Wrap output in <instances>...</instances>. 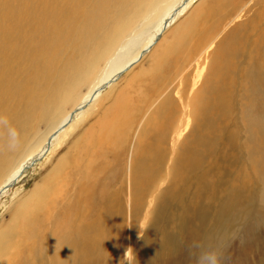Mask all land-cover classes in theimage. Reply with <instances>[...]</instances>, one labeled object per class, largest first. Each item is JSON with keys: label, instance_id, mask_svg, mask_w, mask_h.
<instances>
[{"label": "bare ground", "instance_id": "1", "mask_svg": "<svg viewBox=\"0 0 264 264\" xmlns=\"http://www.w3.org/2000/svg\"><path fill=\"white\" fill-rule=\"evenodd\" d=\"M151 1L95 0L91 5L92 0H0V121L6 123L0 129V167L33 126L67 98L69 102L84 77L106 60L87 91L74 94L72 109L60 111L56 127L37 143L35 154L6 172L0 195L47 151L58 129L80 116L83 105L97 100L108 83L147 52L191 0L172 1L150 27L120 41L115 49L106 48L124 29L123 22H132V11ZM217 1L223 10L232 8L228 17L227 10L222 13L228 21L257 3L258 9L227 34L208 64L202 55L213 39L205 43V38L218 25L203 27L222 10L195 13L175 30L173 39L151 55V66L141 75L147 92L130 82L81 133L71 153L53 168L52 177L13 211L6 229L0 230V256L13 248L9 253L15 254L7 257L14 259L0 264H102L119 253L132 264H175L186 245L189 256L182 261L193 264L191 252L205 247L220 217L241 208L264 172V130L250 127L240 148L234 129L239 131L237 120L245 111H264V0ZM82 6L89 9L76 31L75 14ZM69 36L74 41L65 54L62 46ZM61 52L66 56H60V67L55 61ZM20 61L24 66L17 70ZM191 73L196 76L189 89ZM174 92L176 99L170 95ZM11 99L20 106L13 117ZM131 135L135 143L127 166L133 175L129 232L134 234L137 224L142 227L135 233L140 240L135 255L130 251L135 241L122 253L124 242L117 239L125 225L120 158ZM242 149L253 184L239 174L244 168L238 157ZM143 211L145 218H139Z\"/></svg>", "mask_w": 264, "mask_h": 264}, {"label": "rangeland", "instance_id": "2", "mask_svg": "<svg viewBox=\"0 0 264 264\" xmlns=\"http://www.w3.org/2000/svg\"><path fill=\"white\" fill-rule=\"evenodd\" d=\"M172 1L174 2V0H152L150 3H148V5L146 2H144L143 3L144 5L141 4L139 6L141 8L137 7L138 11H136L137 8H135L132 11V13L129 15L133 23L131 21L128 24L126 22H123V26L126 27V28L124 27L125 30L123 29L119 33L117 38L115 35L113 37L114 41L108 44L106 48L109 49V47H112L113 45L115 49L116 48L115 45H118L120 41L126 40L134 35L136 36V34L150 27L153 23H155L158 20V16L162 15L164 8L167 5L171 4ZM94 2L95 0H92L91 5ZM188 2L189 0L187 1V3ZM249 3L250 2H247L246 5H248ZM85 4L87 5V3ZM91 5L89 6L90 8H91ZM218 5H219L218 1L216 2V0H191L186 5L185 10H183V12L177 18H175V20L171 22V24L164 31L158 34L157 39L154 42V44L147 50V52L139 60H137V62L133 63L125 71H122L121 73H119V75L114 80L108 83L109 85L107 84L105 88H103L100 91L99 96L97 97V100H93L83 105L82 108L80 109L81 111L80 110L78 111L80 116H78L79 115L78 114L77 115L78 117L76 116L77 118H75L76 120L74 119L70 121L68 124H65L61 130L58 129V131H56V134L54 135L55 137L52 139L51 143L49 142V147L47 148V151L42 156L34 160L31 165H28V167L24 169L21 172V174L18 175L16 180L12 184H10V186H8L5 189V191H3V193L0 195V230L4 231L6 229V227L8 226L10 222V216L12 215L16 207L20 205L21 203L25 202L26 200H28L33 195L36 188L42 184V181L44 179L52 177L53 174H51V172L53 168L56 166V164L61 159L65 158L69 153H71L70 149L79 140L81 133L84 130H86L88 126L94 123V121L104 112V109L113 102V99L116 97V95L120 91H125L126 89H128L127 87L132 84V86L136 85V87L138 88L141 87L144 91L147 92V88L145 87L143 83H141L142 82L141 80L144 78V76H141V75L144 72L145 73L143 75H145L147 71L149 70L148 68H150L151 62H152V60L150 61L149 59L151 55L155 51H157L161 46L166 45L173 39L175 30H179L182 27V24L184 25L188 21V19L192 18L196 14H200V13L203 14V12L205 13L209 11V9H211L212 11L219 10L220 7ZM89 7L82 6L81 8H79L78 13L76 12L75 14L76 23L78 24L76 31L79 28V25L81 23H84L82 20L87 17L86 14L88 11L87 9H89ZM85 9H86V12L84 11ZM256 9H258V3L255 5V7L249 9L250 11L248 10L242 13L238 19L234 20V16H233L232 20L228 21V18L225 20V18L222 17L223 14L226 13V10H227V15H226L227 17L229 13L232 14L233 10L228 5V7L225 8L224 10L220 8V10H222L218 12V14H221L220 17L214 16L210 19L211 20L210 22H207V24H205L203 28L208 27L209 30L211 29V26H213L214 28L218 25L216 27V30L215 31L213 30L209 35H207L208 38L207 37L205 38L207 39L205 43L213 39L212 41L213 43L211 47L202 55V57L204 58L207 64L210 62V60L213 61L215 59V54L219 48V44L221 41H223L226 38L227 34L231 30H233V28H235L237 25L251 18ZM128 25L130 26L128 27ZM101 36L103 37L104 34ZM73 39L74 37L72 38L71 36H69L68 39H65L63 46H62L63 50L65 49L64 50L65 54H69V51H71V48H72L71 43L74 41ZM68 46H70V49ZM106 48L104 49L105 50L104 52L108 50ZM114 49L112 51H114ZM110 51H108L107 53H109ZM112 51L110 55L112 54ZM63 54L61 52V55L58 54L56 56L55 63L57 62L56 64L57 65L59 64L60 67H61L60 63L62 61L60 59V56H62ZM111 57L109 58L111 59ZM57 59H59V63ZM105 61L100 62L99 66L96 67V69L93 72L89 73L86 77H84V79L82 80V84L78 88L79 90L78 89L75 90V92H73L74 94L85 93L87 91V87H89L99 77L100 73L105 67ZM23 66H24L23 61L18 62L17 70L22 69ZM38 69L39 70L41 69L40 66H38ZM189 69L190 68L188 67L187 70L189 71ZM204 70L205 69H203L202 71V75H204L203 72L205 73ZM27 75H25V77ZM19 76L20 74L18 75V77ZM33 76L35 75L33 74ZM139 76L141 78H139ZM195 76L196 75L194 73H191V75L187 79L189 89L191 88V83L194 80ZM130 82L132 83L130 84ZM258 91L260 90L258 89ZM74 94L71 95L69 102L67 98L65 100V103L61 106V108H59L58 110L49 112L36 126L35 125L33 126V128L34 127L35 128L32 131V133L28 135L27 139L24 142H22L17 148H15V150L12 152V155L0 167V183L3 181V178H5V175L7 174L6 172L10 168L11 169L9 170L8 174L13 169H15L18 166V164L22 162L26 157L35 154L36 149L39 148V145L41 144L40 142H42V140L46 136H48L51 132H53V129L56 127V126L55 127L53 126L58 122L57 116L59 115L60 111L62 110L67 111V110L72 109L73 104L71 102L72 101L71 99L72 97L75 96ZM180 94L181 93H179V95ZM170 95L173 97V99H176L175 92ZM162 97L163 95L156 102L158 103L162 99ZM141 98L142 97H138V99H141ZM12 100L13 99L10 100L11 102H9V104H11L10 106H12L15 110L10 113L11 117L15 116L16 113L19 112L20 110V106L17 100H13V101ZM263 113L264 111L261 108L258 109L257 112H246L245 111L243 114V118L241 117L237 120L238 127L240 129L239 131L237 130L236 127L234 129L238 133L237 144L239 145L240 148L243 147L246 132L250 127H252L253 130L258 129V128L264 130V117L262 115ZM11 119H9L8 121H10ZM8 124L9 123L7 122V125ZM5 125H6L5 122L0 121V129H3ZM134 137H135L134 135H131V137L128 140V142L130 143L129 144L127 143V145H125V147L127 148V152L125 155H123V157L121 156L120 158V162L122 164L124 163L122 166H120L122 169L120 173V177L122 175V184L125 190L124 191L122 188V192H121V204L123 202L122 208H123V212L125 215L124 217L125 225L122 230V233L119 235V236H122V235L123 236L117 237V239H119V242L120 241L124 242L122 243L123 248L122 247L120 248V250H122V253H123V249L126 246H130L131 244L134 243V241H135V244L137 243L135 247L130 249L131 253H133L132 255H135L134 251L138 249V246L140 244V240L135 238V235H136L135 233L138 232L140 228H142L141 226L138 227V224H137L135 225L137 227L135 233L132 234L131 231L129 232L130 219L128 220V218L130 217L129 209L131 207L130 205L131 202L129 201L130 200L129 194L131 193V191L129 192V190H131V188L129 187L132 186L133 175H132V172H129L131 171V169L129 170L128 169L129 167L127 166L130 163H132L131 148L133 149L132 146H134L133 144L135 143ZM37 143H40V144L37 145ZM239 155L240 156L238 157H240L239 160L241 163L240 168L244 167L240 170L239 174L241 177H245L246 180L251 181V183L253 184V180H255L253 177V173L251 172V170H249L250 167L245 165L246 164L245 159L248 158L246 150L242 149ZM166 167L167 166H165L164 169H166ZM121 169L119 168V170ZM227 182L228 181H225V184H227ZM228 189L229 187H227L225 191L227 192ZM146 201H145V204L148 205ZM239 207L241 208L233 212H231L230 210L226 215L220 217V219L217 222V225L211 230H209L207 239L204 243L205 244L204 248L196 249L195 251L191 252V255L194 256L193 264H197V256L200 254L202 249H214L218 254L219 264H264V172L260 175L257 186L252 187V191L250 195L246 197L245 201L241 205H239ZM144 215H145V211L141 212V215L139 216V218H142V217L145 218ZM127 223L129 226L127 225ZM210 223L211 222L209 220L208 224ZM132 227H133V224H132ZM188 248H189V245H186L185 249L175 256V258L178 260L175 264H185L182 261V259L184 260L188 259V256H189V253H187ZM10 249H13V248L6 249L7 253L0 256V263H4L6 259H9V260L14 259V258L7 257L9 255L15 254V253H9ZM115 252L117 251L115 250L114 253ZM123 256H125V254L119 253L118 255L114 257L115 260H111L112 262H110L109 258H107V262L109 261L108 262L109 264H132V261L128 259V257L126 256L123 257ZM117 257L119 258L120 261L118 260ZM111 259H113V256ZM114 261H116V263H113ZM107 262L106 263L104 262L102 264H108Z\"/></svg>", "mask_w": 264, "mask_h": 264}, {"label": "clouds", "instance_id": "3", "mask_svg": "<svg viewBox=\"0 0 264 264\" xmlns=\"http://www.w3.org/2000/svg\"><path fill=\"white\" fill-rule=\"evenodd\" d=\"M10 132L13 136H15V132L13 130H10ZM197 264H219L217 252L214 249H202L200 254L197 256Z\"/></svg>", "mask_w": 264, "mask_h": 264}, {"label": "water", "instance_id": "4", "mask_svg": "<svg viewBox=\"0 0 264 264\" xmlns=\"http://www.w3.org/2000/svg\"><path fill=\"white\" fill-rule=\"evenodd\" d=\"M47 147H49V142H48ZM32 163H33V161H31V162L29 163V165H31ZM27 167H28V166H27ZM27 167H26V168H27ZM23 170H24V169H23ZM23 170H22V171H23ZM22 171H21V172H22ZM19 174H21V173H19ZM19 174H18V175H19ZM13 182H14V180L11 182V184H12ZM9 186H10V185H9Z\"/></svg>", "mask_w": 264, "mask_h": 264}]
</instances>
